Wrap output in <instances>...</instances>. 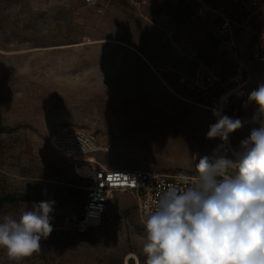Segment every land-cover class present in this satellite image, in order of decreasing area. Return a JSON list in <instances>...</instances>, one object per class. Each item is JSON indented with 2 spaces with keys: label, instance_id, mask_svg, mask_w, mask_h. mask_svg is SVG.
<instances>
[{
  "label": "rangeland",
  "instance_id": "1",
  "mask_svg": "<svg viewBox=\"0 0 264 264\" xmlns=\"http://www.w3.org/2000/svg\"><path fill=\"white\" fill-rule=\"evenodd\" d=\"M246 14L239 0H0V218L55 202L41 250L0 249V264H145L133 193H113L99 226L75 225L90 178L52 137L90 130L108 168L196 175L192 154L221 143L206 138L212 108L246 122L234 148L259 127L227 83L239 68L251 91L264 83Z\"/></svg>",
  "mask_w": 264,
  "mask_h": 264
},
{
  "label": "clouds",
  "instance_id": "2",
  "mask_svg": "<svg viewBox=\"0 0 264 264\" xmlns=\"http://www.w3.org/2000/svg\"><path fill=\"white\" fill-rule=\"evenodd\" d=\"M249 103L256 105L251 122L259 127L238 148L229 137L246 122L211 109L217 119L206 138L221 143L210 156L193 153L196 175L182 174L183 186L168 187L146 212L145 264H264V83L249 93ZM54 203L34 202L18 218H0V249L9 258L41 250L53 231Z\"/></svg>",
  "mask_w": 264,
  "mask_h": 264
},
{
  "label": "built area",
  "instance_id": "3",
  "mask_svg": "<svg viewBox=\"0 0 264 264\" xmlns=\"http://www.w3.org/2000/svg\"><path fill=\"white\" fill-rule=\"evenodd\" d=\"M246 9V16L239 23L240 27H247L251 40L254 41L252 51L253 58L264 63V0H239ZM230 26L225 22L223 28ZM231 45L235 47V39L229 35ZM227 83L236 84L244 97H248L251 89L247 88V80L244 78L242 68L230 78ZM51 144L54 149L61 152L75 166L83 160V156L95 155L101 148L96 133L78 129L74 131H59L53 135ZM86 161L94 167L93 174L89 177L90 183L86 187L85 201L75 225L79 229L97 227L101 224L110 198L115 192L133 193L136 197L137 210L144 220V216L150 207H154L159 195L168 187L181 184L182 174L154 172L142 168L111 169L95 161ZM194 177L192 174H183Z\"/></svg>",
  "mask_w": 264,
  "mask_h": 264
},
{
  "label": "bare ground",
  "instance_id": "4",
  "mask_svg": "<svg viewBox=\"0 0 264 264\" xmlns=\"http://www.w3.org/2000/svg\"><path fill=\"white\" fill-rule=\"evenodd\" d=\"M230 141V139H229ZM230 146L232 148H234V145L230 142ZM81 159V158H80ZM83 160V162H81L80 164L78 163L77 165H80L81 166V170L82 171H85V173H87L89 175V177L93 174V171H94V167L92 165H89L86 161H92L91 158L88 157L87 160H84V159H81ZM80 172V170H79ZM155 172V171H154ZM82 173V172H81Z\"/></svg>",
  "mask_w": 264,
  "mask_h": 264
}]
</instances>
